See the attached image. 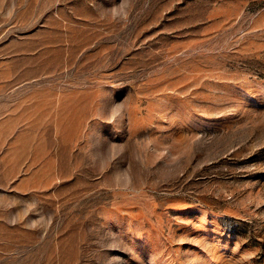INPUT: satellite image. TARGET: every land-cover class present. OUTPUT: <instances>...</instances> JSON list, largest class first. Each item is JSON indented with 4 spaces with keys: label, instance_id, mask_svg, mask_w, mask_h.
<instances>
[{
    "label": "rangeland",
    "instance_id": "1",
    "mask_svg": "<svg viewBox=\"0 0 264 264\" xmlns=\"http://www.w3.org/2000/svg\"><path fill=\"white\" fill-rule=\"evenodd\" d=\"M0 264H264V0H0Z\"/></svg>",
    "mask_w": 264,
    "mask_h": 264
}]
</instances>
